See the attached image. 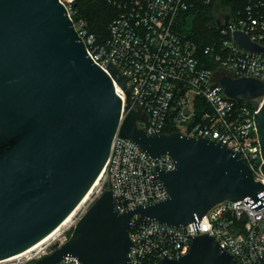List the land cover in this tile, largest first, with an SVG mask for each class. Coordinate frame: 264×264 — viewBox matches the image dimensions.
<instances>
[{"label":"water","instance_id":"obj_1","mask_svg":"<svg viewBox=\"0 0 264 264\" xmlns=\"http://www.w3.org/2000/svg\"><path fill=\"white\" fill-rule=\"evenodd\" d=\"M230 20L218 21V29ZM234 38L264 54L244 33ZM88 54L60 0H0V261L30 249L64 223L99 180L117 135L155 161L172 157V172L155 167L168 199L120 214L111 187L67 243L34 264H59L66 257L81 264H130L135 217L172 228L194 223L199 231L198 221L222 202L264 209V182L238 154L205 138L148 135L137 126V111L122 116L113 80L125 88V78L117 70L107 74ZM220 84L232 100L257 109L254 99L264 96V83L256 79L224 76ZM255 122L264 159V103ZM191 247L183 257L166 254L157 264H240L206 234Z\"/></svg>","mask_w":264,"mask_h":264},{"label":"built area","instance_id":"obj_2","mask_svg":"<svg viewBox=\"0 0 264 264\" xmlns=\"http://www.w3.org/2000/svg\"><path fill=\"white\" fill-rule=\"evenodd\" d=\"M60 1L68 9L92 61L107 74L117 70L125 78V88L113 80L123 102L122 116L137 111V126L148 135L173 132L218 142L238 154L255 179L264 182V159L255 122L264 96L254 99L260 104L257 109L232 100L220 84L224 76L264 83V54L246 50L234 38L235 33L242 32L264 47V0L250 4L246 14L230 16L229 24L220 28L218 51L206 48L210 60L224 72L218 78L209 64L196 57L178 30V20L191 7V0H109L119 12L106 38L92 33L82 19L75 23L76 0ZM110 156L98 186L93 187L91 206L111 187L120 214L168 199L155 167L172 172V157L165 155L155 161L130 139L118 135ZM74 218L48 238L0 264H34L51 254L54 248L67 243V233L81 219ZM192 225L172 228L135 217L130 224V264H157L166 254L169 259H179L188 254L192 240L204 234L214 238L238 263L264 264V209L256 211L243 201H225L198 221L199 231H194ZM59 264L81 263L75 257H66Z\"/></svg>","mask_w":264,"mask_h":264},{"label":"trees","instance_id":"obj_3","mask_svg":"<svg viewBox=\"0 0 264 264\" xmlns=\"http://www.w3.org/2000/svg\"><path fill=\"white\" fill-rule=\"evenodd\" d=\"M213 0H191V7L180 16L178 20L179 32L196 47L195 55L201 62L210 60V55L206 54V48H214L218 51L221 42L220 29L217 22L222 19H214L215 2ZM256 0H221L220 9L224 12V17H235L239 13L246 14L250 4ZM75 23L77 20H84L88 29L97 36L106 38L110 24L118 15V9L109 0H76ZM213 44L208 45L207 44ZM208 64V63H207Z\"/></svg>","mask_w":264,"mask_h":264},{"label":"rangeland","instance_id":"obj_4","mask_svg":"<svg viewBox=\"0 0 264 264\" xmlns=\"http://www.w3.org/2000/svg\"><path fill=\"white\" fill-rule=\"evenodd\" d=\"M213 1L215 2L214 4H216L215 9H214V19L215 20L216 19L217 20L223 19L224 12L220 9V3H219V1H221V0H213ZM188 43H190V42L188 41ZM208 45H213V44L208 43L206 46H208ZM191 46L194 50H196L195 46H193L192 44H191ZM206 62L212 67V69L214 70V73H216L215 77L218 78V76L221 77L223 75L224 72H223L222 68L219 67L216 63H214L212 60H207ZM92 200H94V195L91 194L90 198L87 201L88 203L86 202L84 205H82V208H80V210H78V212H77L79 214H76V218H74L73 221L80 219L86 213V211L89 209V207L93 203ZM74 228L75 227H72L71 230H69V232L67 233L68 240L71 237V234H72Z\"/></svg>","mask_w":264,"mask_h":264},{"label":"bare ground","instance_id":"obj_5","mask_svg":"<svg viewBox=\"0 0 264 264\" xmlns=\"http://www.w3.org/2000/svg\"><path fill=\"white\" fill-rule=\"evenodd\" d=\"M102 176V175H101ZM101 176H100V178H101ZM100 178H99V180H100ZM99 180L96 182V184H95V186H98V183H99ZM94 186V187H95ZM94 189V188H93ZM93 189L90 191V193L85 197V199L84 200H82V202H81V204L76 208V210L69 216V217H67V219L64 221V223L62 224V225H65V224H67V223H69L75 216H76V214H79V213H77L78 212V210H80V208H82V205H84L87 201H88V199L90 198V195H91V193H92V191H93ZM88 203V202H87ZM76 218V217H75ZM52 235V234H51ZM51 235H49V236H51ZM48 238V237H47ZM46 239V238H45Z\"/></svg>","mask_w":264,"mask_h":264}]
</instances>
